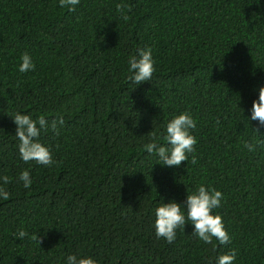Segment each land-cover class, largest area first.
Segmentation results:
<instances>
[{
	"label": "trees",
	"instance_id": "16d2710c",
	"mask_svg": "<svg viewBox=\"0 0 264 264\" xmlns=\"http://www.w3.org/2000/svg\"><path fill=\"white\" fill-rule=\"evenodd\" d=\"M149 46L156 71L135 86L128 58ZM25 52L36 67L21 73ZM261 85L264 0H80L75 10L0 0V176L11 178L0 264H63L69 253L98 264H214L231 249L234 264H264V142L245 147L264 141L247 118ZM185 110L197 122V162L162 166L145 145ZM18 112L63 115L58 135L40 136L52 166L20 158ZM24 169L30 189L18 181ZM201 184L223 193L214 211L230 243L205 244L190 223L172 243L158 239L160 199L183 202Z\"/></svg>",
	"mask_w": 264,
	"mask_h": 264
},
{
	"label": "clouds",
	"instance_id": "9594fccd",
	"mask_svg": "<svg viewBox=\"0 0 264 264\" xmlns=\"http://www.w3.org/2000/svg\"><path fill=\"white\" fill-rule=\"evenodd\" d=\"M259 2V0H257ZM80 0H59V6L75 10ZM127 17H125L126 19ZM18 71L26 73L35 70V63L32 56L25 52L21 56ZM129 82L135 86L145 81H152L156 71V61L153 56V49L149 47L138 48L136 53L128 58ZM16 125L15 137L19 141L18 151L20 158L28 163L34 161L43 166H52L55 161L50 145L40 139L41 132L49 129L56 135L64 125L63 115L49 121L45 116L33 118L31 114L16 113L12 116ZM256 121L259 128L264 127V85L258 89V98L254 99L250 109V117ZM197 122L193 115L185 110L173 115L163 126L162 134L153 132L150 142L145 145L146 152L157 158V163L166 167H179L183 161L189 160L195 164V145L197 138L193 134ZM161 135L163 143L161 142ZM264 141L257 140L255 143L245 142L249 152L256 151L257 144ZM11 178L7 175L0 176V200H8L10 193L7 185ZM18 181L22 182L25 189H30L33 184L30 169H24L19 173ZM224 199L223 193L211 186L199 185L195 190L188 192L185 201L177 202L175 199L164 202L163 198L154 209V228L156 237L163 238L166 242L172 243L177 236V229H183L186 223L193 226L192 234L205 244L218 241L219 245H227L231 236L227 231L222 216L214 210L219 209ZM29 233L23 229L16 233V238L23 240ZM38 239V237H33ZM39 242V240H38ZM40 243V242H39ZM215 246V245H214ZM237 252L231 249L219 255L214 264H234ZM63 264H98L96 258L91 255H80L69 253L63 258Z\"/></svg>",
	"mask_w": 264,
	"mask_h": 264
}]
</instances>
